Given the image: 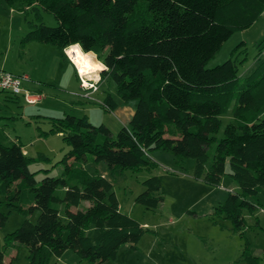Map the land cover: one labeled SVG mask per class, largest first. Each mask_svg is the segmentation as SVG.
<instances>
[{
    "label": "trees",
    "instance_id": "obj_1",
    "mask_svg": "<svg viewBox=\"0 0 264 264\" xmlns=\"http://www.w3.org/2000/svg\"><path fill=\"white\" fill-rule=\"evenodd\" d=\"M5 1L21 11L42 8L57 20L56 27L32 25L23 45L38 42L63 53L79 43L83 54L93 53L107 65L99 84L112 81L119 100L137 104L129 125L116 136L85 117L48 118L52 132L62 134L70 146L60 161L63 177L38 183L29 170L33 158L22 145L0 144V195L25 217L4 238L5 248L16 243L26 247L27 264H58L53 258L66 252L86 264H104L117 259L120 247L137 250L145 228L121 211L109 179L86 171L89 155L115 172L153 168L157 163L151 154L162 150L194 160L195 179L209 186L218 187L229 175L241 192H229L217 210L236 230L245 226L243 211L255 208L248 198L264 188V59L240 77L234 55L246 45L242 42L224 63L213 68L208 64L235 34L259 21L264 0ZM242 60L244 65L247 60ZM102 105L108 111L118 108L111 95ZM231 107L235 122L217 139L221 117ZM143 182L145 191L136 203L157 209L164 201L158 194L160 178ZM83 202L89 208L80 209ZM7 222L0 211V228ZM246 260L256 264L250 255ZM4 261L0 251V264Z\"/></svg>",
    "mask_w": 264,
    "mask_h": 264
},
{
    "label": "rangeland",
    "instance_id": "obj_2",
    "mask_svg": "<svg viewBox=\"0 0 264 264\" xmlns=\"http://www.w3.org/2000/svg\"><path fill=\"white\" fill-rule=\"evenodd\" d=\"M38 24L48 27L58 25L55 17L42 8L21 11L0 0V71L31 78L26 81L30 86L25 87L23 83V88L31 91V95L42 97L38 104L29 105L22 97L0 93V144L7 147L16 143L22 145L28 156L33 158L29 170L40 183L46 177H60L64 168L60 161L70 150L62 134L52 132V123L48 118L59 119L65 115L86 117L93 126L106 125L116 136L124 127L120 119L125 117L128 125L131 120L128 118L134 115L137 104L135 101L123 103L119 100L120 114L106 111L97 102L83 98L75 67L69 59L57 54L60 52L52 45L38 42L23 45L32 25ZM242 42L246 43L244 47L239 46ZM237 46L234 60L238 63L239 76L243 78L264 57V16L252 29L235 34L211 60L208 68L230 59ZM87 57L93 63L98 62L96 55ZM245 58L247 61L243 65L242 59ZM64 67L66 76L71 80L69 87L62 80ZM98 74L101 75V72L98 71ZM101 87L100 94L94 96L95 100L108 94L116 97V86L112 81L103 82ZM232 111L233 107L221 117L217 139L223 137L226 125L235 122ZM213 152L214 147L208 152L211 160ZM41 154L46 159L41 158ZM151 155L153 160L157 159V166L153 168L115 172L108 170L104 163H94L92 155L87 156L86 171L107 177L114 184L121 211L144 225L146 231L136 246L137 250H132L129 245L120 247L117 259L104 264H251L246 260L248 255L256 264H264V188L257 197L248 198L255 208L243 211L245 226L236 230L232 220L217 210L229 192H241L229 175L223 177L218 187L209 186L195 179L194 160L175 158L162 150ZM152 177L160 178L162 183L158 194L163 196L164 201L157 209H148L136 203V198L145 191L143 181ZM3 199L0 195V211L8 217L7 224L0 228V251L4 253V263L27 264L29 252L26 247L16 243L5 248L4 238L15 232L25 217L5 205ZM89 206V202H83L80 209ZM37 217L38 213L30 220L36 222ZM68 255L74 254L69 252ZM74 257L78 260L77 264H86L79 262L78 256ZM56 261L58 259L53 258L52 262Z\"/></svg>",
    "mask_w": 264,
    "mask_h": 264
},
{
    "label": "built area",
    "instance_id": "obj_3",
    "mask_svg": "<svg viewBox=\"0 0 264 264\" xmlns=\"http://www.w3.org/2000/svg\"><path fill=\"white\" fill-rule=\"evenodd\" d=\"M67 51L65 50L66 54ZM69 61L73 64L72 66L75 67L77 73V80L80 82L81 90L83 91V98L88 99L90 101H95L94 95L97 93L100 83V74H98L97 79L92 77L83 76L79 69L76 67L73 60L70 58L68 54H66ZM25 81H29V77L24 76H15L11 73L7 72H0V92H7L10 95L15 97H22L25 102L29 105H36L41 102L42 97L31 95V91H27L23 88V83ZM82 96V95H81ZM98 103V102H97Z\"/></svg>",
    "mask_w": 264,
    "mask_h": 264
},
{
    "label": "crops",
    "instance_id": "obj_4",
    "mask_svg": "<svg viewBox=\"0 0 264 264\" xmlns=\"http://www.w3.org/2000/svg\"><path fill=\"white\" fill-rule=\"evenodd\" d=\"M262 16H264V13H263V15ZM259 22V21H258ZM258 22H256L250 29H252L254 26H256L257 24H258ZM249 29V30H250ZM248 31V30H247ZM244 32H246V31H244ZM245 41H247V38H246V40ZM245 43V42H244ZM246 44V43H245ZM80 49H81V47H80ZM82 50V49H81ZM60 52V51H59ZM63 53H65V52H63ZM62 52H60V53H57V54H62V56L64 55ZM90 54H92V56H95V54H93V53H90ZM89 58V57H88ZM263 59H264V57H262ZM261 59V58H260ZM96 61H97V59H96ZM258 64H255V66L253 65V68L254 67H256ZM66 67H64V71H63V73L65 74V76L64 77H62V80L63 81H65V82H67V85H68V87L69 86H71V80H69L70 79V77L67 75L66 76V73H67V71H66V69H65ZM255 69V68H254ZM0 72H3V71H0ZM6 72V71H5ZM100 72V71H99ZM102 72V71H101ZM62 73V74H63ZM30 79L31 78H29V81H30ZM28 81V82H29ZM28 82H24V84H25V87H28V86H30L29 84L30 83H28ZM103 82H106V83H109V80L108 79H106L105 81H103ZM102 82V83H103ZM101 83V84H102ZM101 84L99 85V90L97 91V93L95 94L96 96L98 95V94H100V92H101V90H102V87H101ZM81 88V87H80ZM2 93V92H1ZM94 95V96H95ZM108 95H111L116 101H117V105H118V108L115 110L116 112H121V107H120V102H119V98H118V96H117V92H116V97L113 95V94H108ZM107 95V96H108ZM106 96V97H107ZM106 97H104V98H99V99H96L97 100V104H99V105H101V107L102 108H104L103 107V103H104V100H105V98ZM76 108V107H75ZM89 110V109H88ZM104 110H106L105 108H104ZM106 111H108V110H106ZM114 111V112H115ZM109 112H113V111H109ZM131 113H133V111L131 112ZM121 114V113H120ZM130 115V114H129ZM120 117H122V116H120ZM86 118V117H85ZM87 119V118H86ZM130 119H132V118H128V120H130ZM89 120V119H88ZM120 121L122 122V125L124 126V128L125 127H127L128 125H127V123H126V120H125V117H122L121 119H120ZM131 121V120H130ZM130 121H129V123H130ZM24 152H25V154H27V152L24 150ZM28 155V154H27ZM152 156V155H151ZM89 161V160H88ZM155 162L157 161V159L156 160H154ZM85 167H86V165H85ZM86 169V168H85ZM63 170H64V168H62L61 169V171H60V177H63L64 176V172H63ZM104 177V176H103ZM105 178H107V177H105ZM108 179V178H107ZM143 227H144V225H143ZM69 254V252H66V253H64V255L61 257V258H59L58 259V261L57 262H59L58 264H77V262H78V260L76 259V257H74V256H77V255H75L74 253V255H68ZM71 254V253H70ZM62 262V263H61ZM80 262V261H79Z\"/></svg>",
    "mask_w": 264,
    "mask_h": 264
},
{
    "label": "bare ground",
    "instance_id": "obj_5",
    "mask_svg": "<svg viewBox=\"0 0 264 264\" xmlns=\"http://www.w3.org/2000/svg\"><path fill=\"white\" fill-rule=\"evenodd\" d=\"M66 51H67L66 54H68L70 56V58L75 63L76 67L79 69V72L83 76L92 77V78L97 79V77H98L97 72L98 71L93 70L92 65L87 60L86 56L82 54L83 51L81 49H76L74 47H70Z\"/></svg>",
    "mask_w": 264,
    "mask_h": 264
},
{
    "label": "clouds",
    "instance_id": "obj_6",
    "mask_svg": "<svg viewBox=\"0 0 264 264\" xmlns=\"http://www.w3.org/2000/svg\"><path fill=\"white\" fill-rule=\"evenodd\" d=\"M70 47L80 49L81 46L79 45V43H77L76 45H72ZM83 55H87V54H83ZM92 67H93L94 71H106V70H108L107 65H104L102 62H97L95 65H92Z\"/></svg>",
    "mask_w": 264,
    "mask_h": 264
},
{
    "label": "water",
    "instance_id": "obj_7",
    "mask_svg": "<svg viewBox=\"0 0 264 264\" xmlns=\"http://www.w3.org/2000/svg\"><path fill=\"white\" fill-rule=\"evenodd\" d=\"M101 72V71H100Z\"/></svg>",
    "mask_w": 264,
    "mask_h": 264
}]
</instances>
